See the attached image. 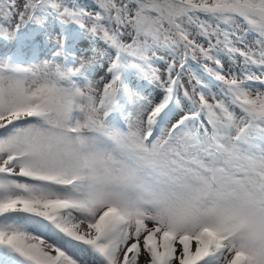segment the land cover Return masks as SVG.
Returning a JSON list of instances; mask_svg holds the SVG:
<instances>
[{
    "label": "snow or ice",
    "instance_id": "snow-or-ice-1",
    "mask_svg": "<svg viewBox=\"0 0 264 264\" xmlns=\"http://www.w3.org/2000/svg\"><path fill=\"white\" fill-rule=\"evenodd\" d=\"M0 264H264V0H0Z\"/></svg>",
    "mask_w": 264,
    "mask_h": 264
},
{
    "label": "rangeland",
    "instance_id": "rangeland-1",
    "mask_svg": "<svg viewBox=\"0 0 264 264\" xmlns=\"http://www.w3.org/2000/svg\"><path fill=\"white\" fill-rule=\"evenodd\" d=\"M82 2H87V0H82ZM196 73L202 76L205 83H210L209 78L203 73V70L198 68L195 64H193L191 70L183 77V82L185 83V86H189L188 85L189 79ZM213 90L215 91V89Z\"/></svg>",
    "mask_w": 264,
    "mask_h": 264
}]
</instances>
